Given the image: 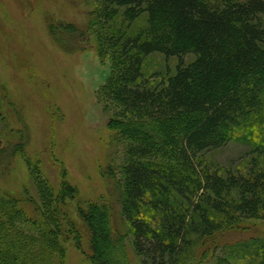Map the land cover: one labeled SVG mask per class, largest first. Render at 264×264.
<instances>
[{"label":"trees","instance_id":"16d2710c","mask_svg":"<svg viewBox=\"0 0 264 264\" xmlns=\"http://www.w3.org/2000/svg\"><path fill=\"white\" fill-rule=\"evenodd\" d=\"M95 1L80 24L56 21L47 10L42 18L60 50L94 49L100 59H110L100 91L120 107L107 123L124 141L119 181L105 167L112 193L76 203L77 223L65 210L79 196L66 167L59 165L54 195L39 159L28 158L36 196L25 187L16 196L0 186V211L10 219L0 213V264H39L46 257L64 264L55 223L62 236L67 228L72 232L77 246L85 240L91 264H133L125 237L111 220L115 195L132 235L135 264H203L206 254L212 261L204 264H264V242L250 249L257 238L223 245L218 254L210 241L213 234L264 220V165L233 173L202 157L230 141L264 152V0ZM142 16L144 25L133 33ZM153 53L178 62L174 73L151 82L144 60ZM186 55L192 59L185 63ZM19 117L20 129L6 151L0 149V164L29 145L28 126ZM63 211L67 217H59ZM194 252L196 262L189 260Z\"/></svg>","mask_w":264,"mask_h":264},{"label":"rangeland","instance_id":"374dc122","mask_svg":"<svg viewBox=\"0 0 264 264\" xmlns=\"http://www.w3.org/2000/svg\"><path fill=\"white\" fill-rule=\"evenodd\" d=\"M95 2L0 0V149L5 150L9 138L20 129V115L30 132L28 147L22 153L11 155L8 164H0V186L16 196L17 190L25 187L36 196L26 165V160L35 156L56 195L60 181L59 165L63 164L68 170V181L78 188L79 196L73 204L65 207L69 216L63 211L59 217L68 216L77 223L76 203L96 199L105 191L112 193L113 181L103 175L104 168H111L115 181H119L120 166L126 158L124 141L115 136L107 123L120 107L100 91L109 74V57L100 59L94 49L74 53L60 50L47 34L42 11L47 10L56 21L80 24ZM144 23L142 16L132 25L133 33ZM190 59L192 55L184 56L185 63ZM177 62L175 57L165 59L161 54L153 53L144 60L145 76L151 82L158 81L164 74L174 73ZM50 119L54 123L52 129ZM202 157L219 170L233 173H246L254 163L264 165V152L251 151L250 146L240 141H230L218 149L206 151ZM110 203L112 223L116 232L124 235L135 264L137 257L132 248V235L120 215L117 195L111 197ZM50 206H54L53 203ZM0 213L1 219L10 220L7 215H2V211ZM14 215L13 221L18 226L17 214ZM248 223L246 229L213 234L210 241L215 244V253L218 254L223 245L237 247L241 242L256 238L259 242L250 249L259 247L260 241L264 242V220L252 219ZM55 226L64 247V264H91L85 240L79 247L68 228L62 236L60 223ZM27 232L35 233L32 230ZM196 247L195 252L201 254L202 250L198 252ZM195 252L194 258L190 256L189 260H198ZM50 261L52 258L46 257L39 264H55ZM200 261L211 263L210 254L204 255Z\"/></svg>","mask_w":264,"mask_h":264}]
</instances>
